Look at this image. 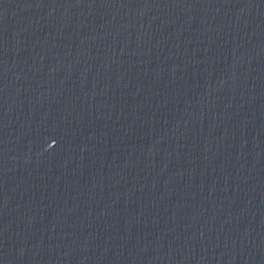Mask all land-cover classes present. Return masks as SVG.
I'll list each match as a JSON object with an SVG mask.
<instances>
[{
  "label": "water",
  "instance_id": "1",
  "mask_svg": "<svg viewBox=\"0 0 264 264\" xmlns=\"http://www.w3.org/2000/svg\"><path fill=\"white\" fill-rule=\"evenodd\" d=\"M0 264H264V0H0Z\"/></svg>",
  "mask_w": 264,
  "mask_h": 264
}]
</instances>
